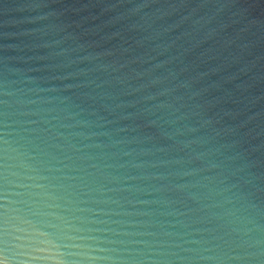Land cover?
<instances>
[{
    "label": "water",
    "instance_id": "95a60500",
    "mask_svg": "<svg viewBox=\"0 0 264 264\" xmlns=\"http://www.w3.org/2000/svg\"><path fill=\"white\" fill-rule=\"evenodd\" d=\"M259 250L264 0H0V264Z\"/></svg>",
    "mask_w": 264,
    "mask_h": 264
},
{
    "label": "clouds",
    "instance_id": "9594fccd",
    "mask_svg": "<svg viewBox=\"0 0 264 264\" xmlns=\"http://www.w3.org/2000/svg\"><path fill=\"white\" fill-rule=\"evenodd\" d=\"M241 217H243V215H241ZM233 231L238 233V239L240 240L241 244H245L248 243L252 237L248 236V233L244 230L243 225H237V227H235L233 229ZM248 231H251L250 229ZM257 243H259V241H257ZM253 245L249 244V247H252ZM204 251H208V249H204ZM251 255L255 256H261L264 255V250H259V252H253L251 253ZM204 260H212L213 256H202L201 257ZM232 259H239V257H234ZM259 264H264V260H260Z\"/></svg>",
    "mask_w": 264,
    "mask_h": 264
}]
</instances>
